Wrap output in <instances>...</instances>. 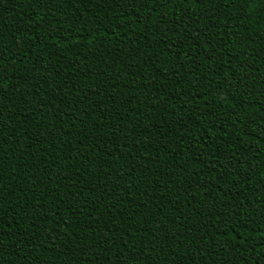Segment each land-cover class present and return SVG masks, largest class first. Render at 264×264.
<instances>
[{
	"label": "trees",
	"instance_id": "obj_1",
	"mask_svg": "<svg viewBox=\"0 0 264 264\" xmlns=\"http://www.w3.org/2000/svg\"><path fill=\"white\" fill-rule=\"evenodd\" d=\"M159 2L0 0L2 264H264V0Z\"/></svg>",
	"mask_w": 264,
	"mask_h": 264
},
{
	"label": "snow or ice",
	"instance_id": "obj_2",
	"mask_svg": "<svg viewBox=\"0 0 264 264\" xmlns=\"http://www.w3.org/2000/svg\"><path fill=\"white\" fill-rule=\"evenodd\" d=\"M29 2H31V0H29ZM35 2L38 3L40 6H43L45 4H52L55 2V0H35ZM69 2H70V0H69ZM98 2H99V0H98ZM133 2H135V0H133ZM169 2H172V0H160L159 6L163 7L164 3H169ZM180 2L186 3V2H188V0H180ZM195 2L199 3L200 0H195ZM226 2L231 3V5L233 7H237L238 11H239V10H242L243 7L248 2H250V0H226ZM142 3H143L144 7H147L148 3L155 4V3H157V0H142ZM56 23L59 24L60 21H56ZM45 33L47 35H50L47 33V30H45ZM34 39H37V37H34ZM17 47H19V46H17ZM4 51H5V49L2 46H0V88L3 87L4 82L7 80V76L5 74L7 71L6 65H7V67H12V68L15 67V64L8 63V61H6L4 59V56H3ZM16 55H17L16 52L12 53L13 57H15ZM9 59H11V57ZM233 79H235V77H233ZM259 106L264 107V103H260ZM253 158H255V157H253ZM256 170L259 171V169H256ZM241 175H242V173H241ZM250 175H254V173H251ZM241 182L242 183L244 182L243 178L241 179ZM0 191H2V189H0ZM0 204H2V197H0ZM10 219H14V217H10ZM30 219L33 221L32 226H33V230L35 231V224H34L35 217L34 216L30 217ZM262 219H264V218H262ZM225 222L227 223V221H225ZM233 223H235V221H233ZM228 231H233L232 239L236 240V235H235L234 229L229 227ZM3 237H4V231H3V227H2V220H0V256H2L3 251H4ZM100 239L103 240L102 237ZM236 242L239 243L241 241L237 240ZM80 243H81V237H77V244L80 245ZM103 243H107V241L105 240V241H103ZM149 243H151V241H149ZM77 251L81 254V256H86L89 252L92 251V248H91V246L83 245V246L77 247ZM0 264H2V261H0ZM86 264H87V262H86Z\"/></svg>",
	"mask_w": 264,
	"mask_h": 264
}]
</instances>
